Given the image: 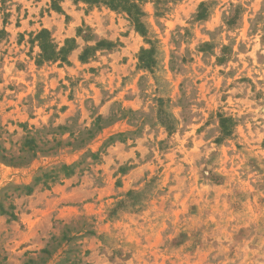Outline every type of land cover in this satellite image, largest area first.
Returning a JSON list of instances; mask_svg holds the SVG:
<instances>
[{
	"label": "rangeland",
	"instance_id": "374dc122",
	"mask_svg": "<svg viewBox=\"0 0 264 264\" xmlns=\"http://www.w3.org/2000/svg\"><path fill=\"white\" fill-rule=\"evenodd\" d=\"M132 2L0 0V264H264V0Z\"/></svg>",
	"mask_w": 264,
	"mask_h": 264
},
{
	"label": "trees",
	"instance_id": "16d2710c",
	"mask_svg": "<svg viewBox=\"0 0 264 264\" xmlns=\"http://www.w3.org/2000/svg\"><path fill=\"white\" fill-rule=\"evenodd\" d=\"M85 1H90V0H85ZM91 1H93V2H98V1L104 2V3L108 4L109 7L112 9H117V8L125 9L126 11H128V13L132 17L133 21H135V23L139 26L137 15L139 13H141V11L137 8V5H135L132 2V0H91ZM136 24H135V26H136ZM40 33L42 34V33H44V31H41ZM41 46H43V45H41ZM43 51H44L43 56L45 58H52V57L55 58L58 55L60 56L64 50H63V48H61V49H59V51H55L54 49H52L51 51H45V48L43 47ZM2 158H3V156H2ZM60 169L67 170V172L65 171V174H67L72 169V167L70 165L63 164L60 166ZM46 176H48L47 173H42L39 176H35L33 178L32 183L23 184L21 186H13V189H20L21 192H23L24 194H30L33 191V187H34V185L37 184L38 180L41 177H46Z\"/></svg>",
	"mask_w": 264,
	"mask_h": 264
}]
</instances>
